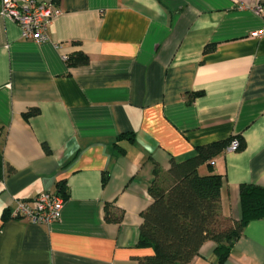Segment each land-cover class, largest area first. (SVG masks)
I'll return each mask as SVG.
<instances>
[{
    "label": "crops",
    "instance_id": "0c3cea01",
    "mask_svg": "<svg viewBox=\"0 0 264 264\" xmlns=\"http://www.w3.org/2000/svg\"><path fill=\"white\" fill-rule=\"evenodd\" d=\"M39 1L60 10L44 42L0 15V264H147L155 170L219 140H243L209 165L239 219V186H264V0ZM79 52L88 63L69 66ZM45 192L64 197L59 220L7 215ZM215 248L187 264H217ZM222 264H264V218Z\"/></svg>",
    "mask_w": 264,
    "mask_h": 264
},
{
    "label": "trees",
    "instance_id": "16d2710c",
    "mask_svg": "<svg viewBox=\"0 0 264 264\" xmlns=\"http://www.w3.org/2000/svg\"><path fill=\"white\" fill-rule=\"evenodd\" d=\"M209 48H207L208 50ZM88 57L75 53L66 57L69 66L84 65ZM30 109L24 118L34 115ZM123 135H120L122 137ZM133 139V135L129 137ZM232 139L219 140L196 147L194 155L183 160L170 158L165 175L155 177L148 186L150 204L141 211L139 247H149L152 253L143 258L147 264H187L200 246L211 240L216 244L217 264L228 257L240 237L244 225L250 220L264 218V186L241 184L239 186L240 218L229 219L221 213V175L211 171L210 160L226 148ZM239 148L243 147V140ZM207 164L208 174L199 173ZM59 190H63L60 183ZM10 216V213L7 212ZM106 219H117L105 215Z\"/></svg>",
    "mask_w": 264,
    "mask_h": 264
},
{
    "label": "built area",
    "instance_id": "2783aa9c",
    "mask_svg": "<svg viewBox=\"0 0 264 264\" xmlns=\"http://www.w3.org/2000/svg\"><path fill=\"white\" fill-rule=\"evenodd\" d=\"M255 9L259 14L264 13L259 5ZM59 14L57 7L44 1L0 0V15L17 23L24 39L38 43L48 40V30ZM239 146L238 139H232L227 149L235 151ZM64 203V197L58 193H40L30 200H17L10 217L51 223L60 219Z\"/></svg>",
    "mask_w": 264,
    "mask_h": 264
}]
</instances>
